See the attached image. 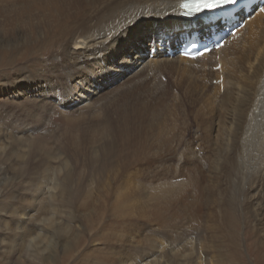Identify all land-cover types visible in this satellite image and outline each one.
<instances>
[{
    "label": "rangeland",
    "instance_id": "1",
    "mask_svg": "<svg viewBox=\"0 0 264 264\" xmlns=\"http://www.w3.org/2000/svg\"><path fill=\"white\" fill-rule=\"evenodd\" d=\"M116 5L0 0V264H264V123L234 108L241 75L223 91L211 59L151 46L92 67L72 46Z\"/></svg>",
    "mask_w": 264,
    "mask_h": 264
},
{
    "label": "bare ground",
    "instance_id": "2",
    "mask_svg": "<svg viewBox=\"0 0 264 264\" xmlns=\"http://www.w3.org/2000/svg\"><path fill=\"white\" fill-rule=\"evenodd\" d=\"M181 1L117 0V5L112 9L113 14L108 13L109 18L107 20H100L98 23L92 21L88 33L75 39L74 46H72L73 53L77 57L79 55H82L83 58L87 56L89 65L94 68L99 58L102 61L107 57L117 58L118 55L116 54L122 55L125 52L136 61V64H143V61L146 60L145 51L147 52L148 47L157 48V54H163L164 51L159 45L162 36L173 33L176 37L175 34L180 31L187 32L184 26L189 24L177 19V17H181L182 13L180 9ZM50 3L52 4V2ZM82 49L84 50L83 53ZM122 49L124 50L118 51ZM218 54L220 59L214 62L217 65L221 64L223 84L220 83L222 86L220 90L224 91V81H226L224 73H228V77L241 75V86L238 92L234 93V96L238 99L234 108L239 111L241 110L240 107L243 108L246 105L253 118L259 124L264 123V14H258L255 20L245 28L242 37L231 43L230 46L220 49ZM212 57V54L204 55L197 60L180 57L177 61L187 65L193 62H207L211 59L210 62L212 63ZM117 62H119V59ZM99 77L103 78L105 75L99 72V76H93L95 78L93 84L95 86L93 87L97 91L99 90L97 84H102L98 81ZM217 78L220 79V75ZM222 96H224L223 93ZM252 122L253 120H248L249 124ZM34 240L37 239L34 238ZM36 253L33 252V255ZM34 260H38L36 256L33 257Z\"/></svg>",
    "mask_w": 264,
    "mask_h": 264
},
{
    "label": "snow or ice",
    "instance_id": "3",
    "mask_svg": "<svg viewBox=\"0 0 264 264\" xmlns=\"http://www.w3.org/2000/svg\"><path fill=\"white\" fill-rule=\"evenodd\" d=\"M235 0H187L182 7L187 9L188 14L200 13L207 9H216L222 4L234 3Z\"/></svg>",
    "mask_w": 264,
    "mask_h": 264
},
{
    "label": "clouds",
    "instance_id": "4",
    "mask_svg": "<svg viewBox=\"0 0 264 264\" xmlns=\"http://www.w3.org/2000/svg\"><path fill=\"white\" fill-rule=\"evenodd\" d=\"M185 178H177L176 180H175V182H181V181H183Z\"/></svg>",
    "mask_w": 264,
    "mask_h": 264
}]
</instances>
